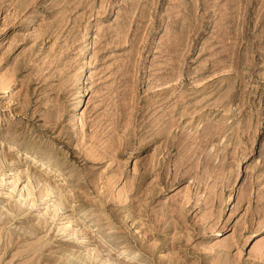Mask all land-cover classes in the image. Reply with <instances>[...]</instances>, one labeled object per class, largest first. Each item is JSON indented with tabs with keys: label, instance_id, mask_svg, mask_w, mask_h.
Here are the masks:
<instances>
[{
	"label": "rangeland",
	"instance_id": "374dc122",
	"mask_svg": "<svg viewBox=\"0 0 264 264\" xmlns=\"http://www.w3.org/2000/svg\"><path fill=\"white\" fill-rule=\"evenodd\" d=\"M0 264H264V0H0Z\"/></svg>",
	"mask_w": 264,
	"mask_h": 264
},
{
	"label": "bare ground",
	"instance_id": "6f19581e",
	"mask_svg": "<svg viewBox=\"0 0 264 264\" xmlns=\"http://www.w3.org/2000/svg\"><path fill=\"white\" fill-rule=\"evenodd\" d=\"M94 30H95V29H94ZM92 33H94V32H92ZM10 86H11V85H10ZM83 94H84V93H83ZM77 100H78V99H77ZM76 108H77V107L75 106V110H76ZM47 164H48V163H47ZM124 253H125V252H124ZM127 255H128V253H127Z\"/></svg>",
	"mask_w": 264,
	"mask_h": 264
}]
</instances>
